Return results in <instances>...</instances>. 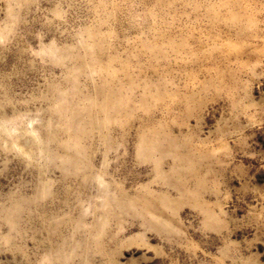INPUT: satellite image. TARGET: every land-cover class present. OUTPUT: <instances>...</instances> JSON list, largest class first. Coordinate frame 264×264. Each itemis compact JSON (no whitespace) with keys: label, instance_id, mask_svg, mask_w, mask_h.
I'll list each match as a JSON object with an SVG mask.
<instances>
[{"label":"rangeland","instance_id":"rangeland-1","mask_svg":"<svg viewBox=\"0 0 264 264\" xmlns=\"http://www.w3.org/2000/svg\"><path fill=\"white\" fill-rule=\"evenodd\" d=\"M0 264H264V0H0Z\"/></svg>","mask_w":264,"mask_h":264}]
</instances>
